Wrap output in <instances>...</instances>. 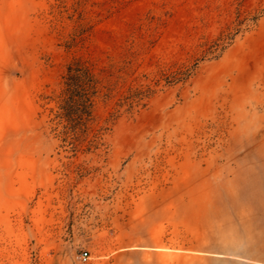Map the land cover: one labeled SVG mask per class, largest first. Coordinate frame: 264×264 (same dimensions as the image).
Here are the masks:
<instances>
[{"label": "rangeland", "instance_id": "rangeland-1", "mask_svg": "<svg viewBox=\"0 0 264 264\" xmlns=\"http://www.w3.org/2000/svg\"><path fill=\"white\" fill-rule=\"evenodd\" d=\"M77 60L102 82L74 133ZM85 251L264 264V0H0V264Z\"/></svg>", "mask_w": 264, "mask_h": 264}, {"label": "trees", "instance_id": "trees-1", "mask_svg": "<svg viewBox=\"0 0 264 264\" xmlns=\"http://www.w3.org/2000/svg\"><path fill=\"white\" fill-rule=\"evenodd\" d=\"M104 71L101 70V73ZM167 78L170 82L173 79L179 80V78L172 75ZM101 82L99 75L96 73L95 64L91 61L77 60L69 67L68 74L65 77L61 111L58 113V117L66 121L69 131L77 133L87 130L88 123H90L93 116L95 99L101 92ZM133 97L135 95L126 97L125 100L128 101Z\"/></svg>", "mask_w": 264, "mask_h": 264}, {"label": "built area", "instance_id": "built-area-1", "mask_svg": "<svg viewBox=\"0 0 264 264\" xmlns=\"http://www.w3.org/2000/svg\"><path fill=\"white\" fill-rule=\"evenodd\" d=\"M81 264H91L90 255L87 251L83 252L81 255Z\"/></svg>", "mask_w": 264, "mask_h": 264}, {"label": "bare ground", "instance_id": "bare-ground-1", "mask_svg": "<svg viewBox=\"0 0 264 264\" xmlns=\"http://www.w3.org/2000/svg\"><path fill=\"white\" fill-rule=\"evenodd\" d=\"M159 249H161V248H159ZM161 250H167V249H161Z\"/></svg>", "mask_w": 264, "mask_h": 264}]
</instances>
